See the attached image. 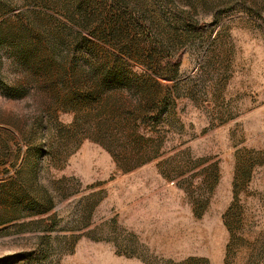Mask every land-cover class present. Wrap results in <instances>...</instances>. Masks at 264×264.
Wrapping results in <instances>:
<instances>
[{"label":"rangeland","instance_id":"1","mask_svg":"<svg viewBox=\"0 0 264 264\" xmlns=\"http://www.w3.org/2000/svg\"><path fill=\"white\" fill-rule=\"evenodd\" d=\"M0 264H264V0H0Z\"/></svg>","mask_w":264,"mask_h":264},{"label":"trees","instance_id":"2","mask_svg":"<svg viewBox=\"0 0 264 264\" xmlns=\"http://www.w3.org/2000/svg\"><path fill=\"white\" fill-rule=\"evenodd\" d=\"M143 35H144V36H147V33H146V31H145V30H143Z\"/></svg>","mask_w":264,"mask_h":264}]
</instances>
